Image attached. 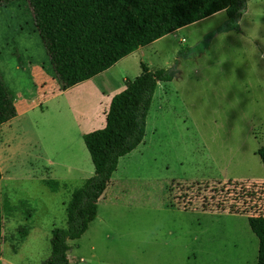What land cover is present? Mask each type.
I'll list each match as a JSON object with an SVG mask.
<instances>
[{
  "label": "rangeland",
  "instance_id": "obj_1",
  "mask_svg": "<svg viewBox=\"0 0 264 264\" xmlns=\"http://www.w3.org/2000/svg\"><path fill=\"white\" fill-rule=\"evenodd\" d=\"M235 24L216 13L108 69L110 93L142 64L171 81L157 85L143 140L119 160L96 218L68 241V264H256L247 217L164 202L172 181L264 185V0H245ZM0 80L19 113L0 126V264H41L51 231L66 227L70 190L94 173L76 135L105 127L109 100L84 84L43 102L59 83L27 0L0 7Z\"/></svg>",
  "mask_w": 264,
  "mask_h": 264
},
{
  "label": "trees",
  "instance_id": "obj_2",
  "mask_svg": "<svg viewBox=\"0 0 264 264\" xmlns=\"http://www.w3.org/2000/svg\"><path fill=\"white\" fill-rule=\"evenodd\" d=\"M12 1L0 0V7ZM27 1L34 28L59 83V90L50 97L97 77L138 49L216 13L224 12L228 20L236 22L233 29L237 30L245 11V0ZM140 67V74L125 80L123 90L110 99L105 127L82 136L94 173L80 187L70 190L64 207L66 227L51 231L50 255L41 264H68V241L79 240L88 230L119 160L142 142L157 85L171 81V77L163 69ZM17 115L0 80V126ZM256 155L264 170V147ZM43 185L53 193L60 188L57 181H43ZM263 197V184L181 180L168 184L164 202L165 207L179 211L247 217L258 243L256 264H264ZM12 210L6 203L5 212ZM1 231L0 217V257Z\"/></svg>",
  "mask_w": 264,
  "mask_h": 264
},
{
  "label": "crops",
  "instance_id": "obj_3",
  "mask_svg": "<svg viewBox=\"0 0 264 264\" xmlns=\"http://www.w3.org/2000/svg\"><path fill=\"white\" fill-rule=\"evenodd\" d=\"M139 50V49H138ZM136 53H137V51H136ZM136 53H133V54H131V55H134V54H136ZM130 56V55H129ZM128 57V56H127ZM121 61V60H120ZM119 61V62H120ZM119 62H117V63H115L114 65H113V67H116V65H118V63ZM110 69V68H109ZM109 72H110V70H106L105 72H103L102 74H100V75H98L97 77H95V78H93V79H90V80H87V81H85L84 83H82V84H80V85H84V84H90V85H92L93 86V88L101 95V96H106L107 97V99L109 100V102H110V99L115 95V94H117V93H119L120 91H122L123 90V88H124V84H122V85H120V89H118L117 91H114L113 90V92L114 93H110L109 91H111L112 89L110 88L111 87V84H110V82H109V80L105 77V74H108L109 75ZM139 74L137 73L136 75H135V77L136 76H138ZM134 77V76H133ZM131 78L130 80H133L134 78ZM111 83H112V81H111ZM104 89V91H103V89ZM64 92V91H63ZM107 92V93H106ZM59 94H61V93H59ZM58 95V94H57ZM56 96V95H55ZM54 96H52V97H49V98H47V99H45L43 102H45L46 100H49V99H51V98H53ZM29 110V109H28ZM23 112H25V111H23ZM23 112H21L20 114H22ZM18 115H19V113H18ZM17 115V116H18ZM16 116V117H17ZM85 133L84 132H81V131H79L78 133H77V135H76V137L77 138H80V139H82V136L84 135ZM76 141H77V139H76Z\"/></svg>",
  "mask_w": 264,
  "mask_h": 264
}]
</instances>
